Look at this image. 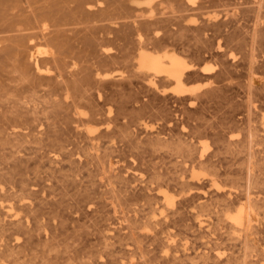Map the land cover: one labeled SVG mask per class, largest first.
I'll return each mask as SVG.
<instances>
[{"label": "bare ground", "instance_id": "6f19581e", "mask_svg": "<svg viewBox=\"0 0 264 264\" xmlns=\"http://www.w3.org/2000/svg\"><path fill=\"white\" fill-rule=\"evenodd\" d=\"M263 166L264 0H0V264H264Z\"/></svg>", "mask_w": 264, "mask_h": 264}, {"label": "rangeland", "instance_id": "374dc122", "mask_svg": "<svg viewBox=\"0 0 264 264\" xmlns=\"http://www.w3.org/2000/svg\"><path fill=\"white\" fill-rule=\"evenodd\" d=\"M207 64L208 65H211V63L210 62H207ZM206 80H204V79H198V80H192V81H190V83H188L189 84V87L190 88H195L198 92H200V91H203L204 90V88H205V85H206ZM212 102H217V101H212ZM170 106H172L173 107V105H171L170 104ZM173 109V108H172ZM151 121H153V120H151ZM154 122L155 123H158V121L156 120L155 121V119H154ZM151 123H153V122H151ZM155 123H153V125H155ZM182 127H183V129H182ZM182 127H181V132L182 133H184V134H188L189 132H190V129H191V127H190V125L187 123V122H185L183 125H182ZM235 127V126H234ZM232 128H233V126L230 128L231 130H232ZM234 129V128H233ZM235 129H237V128H235ZM189 130V131H188ZM230 130V131H231ZM183 131H185V132H183ZM229 133H232V134H229V136H231V137H235L237 134H238V129L237 130H234V132H229ZM210 138V137H209ZM209 138H206L205 139V141L209 144V146H208V150L210 149H212V147L214 146V143L211 141V140H209ZM208 139V140H207ZM211 139V138H210ZM212 142V143H211ZM210 147V148H209ZM224 155H226L227 157L229 156L230 157V154L229 153H225ZM223 155V156H224ZM228 157V158H229ZM159 158V157H158ZM157 159V158H156ZM162 160V161H161ZM165 160V161H164ZM162 159V158H159V159H157V160H154V162H156L157 163V165H164L163 167L164 168H166L167 166H170L171 168H173V163H171V162H169V163H166L165 164V162H168V159ZM167 160V161H166ZM225 160V161H224ZM159 162V163H158ZM223 163V165L221 166V169L223 170V167H224V165H226L227 166V168H225L226 170L227 169H229V167H231L230 165V162L228 163V159H223V161H222ZM187 164V165H186ZM162 165H161V167H160V170H162V169H164L163 167H162ZM185 165H186V167H188L189 166V163H183L178 169H180V171H185L186 170V172H188L187 171V168H185ZM183 168V169H182ZM231 168H236V167H231ZM223 170V171H226V170ZM264 171V166L262 167V172ZM224 176H226V177H224ZM222 179H221V178ZM219 178L222 180H219L218 181V184L216 185V184H212V183H210L209 185H208V187H207V189H218L217 187H226V188H228V184H230L229 185V187L233 184V181H232V179L230 178V176L229 175H227V174H222L221 176H220ZM224 178V179H223ZM225 178L227 179V181L225 180ZM231 179V180H230ZM230 181H232V182H230ZM138 182H140V180H138ZM137 181H136V183H138ZM222 183V184H221ZM176 189H178V188H176V187H174L173 188V190L171 189V192H172V194L174 195V197H178L179 195H180V193H181V191L180 190H176ZM180 192V193H179ZM191 209V208H190ZM162 210H158L157 211V213H159V212H161ZM192 218V217H191ZM191 218L189 219V220H191ZM188 220V221H189ZM187 221V222H188ZM192 221H193V218H192V220H191V223H192ZM190 223V222H189ZM173 228H175L174 230H173ZM194 228H196V227H194ZM178 229V230H177ZM195 230V229H194ZM169 231L170 232H172L173 233V235H172V239H175L173 242L171 241L170 242V240H167V238H164V242H162L161 243V245H160V248H159V251H160V249H161V252H160V254L162 253V254H165L166 252H171V250H172V247H173V251H174V249H175V247H176V251H174V252H177V253H183V252H192V251H201V250H203L201 247H204V249H205V247L207 246V244H206V242L208 241L207 240V237L206 236H204V237H197L196 235H194V231H193V229H191L190 231H188V232H181V231H179V227H172L171 229H169ZM178 231V232H177ZM175 232V233H174ZM180 232V233H179ZM186 233V234H185ZM188 233H189V236H188ZM191 235V236H190ZM195 236V237H192V236ZM161 236H166V234H162ZM213 236V235H212ZM199 238V239H198ZM171 239V240H172ZM193 239H195V242L193 241ZM208 239H209V236H208ZM166 240H167V242H166ZM94 242H96V240H94ZM197 242H199L198 244H196ZM224 242V243H223ZM221 244H219V245H217L216 247V249H215V252H217L216 254H227V253H229L230 252V250H231V244H230V241H227V240H225V241H223ZM174 243V244H173ZM192 243V244H191ZM203 243V244H202ZM225 243H229V246H228V244H226L227 245V248H229V249H227L226 248V246H224L225 245ZM171 244H173V245H171ZM171 245V246H170ZM175 245V246H174ZM196 245H198V247L196 246ZM201 245V246H200ZM162 246V247H161ZM164 246V247H163ZM179 246V247H178ZM191 246V248H189ZM200 246V247H199ZM224 246V247H223ZM169 247V248H168ZM194 247V248H193ZM197 247V248H196ZM164 248V249H163ZM178 248V249H177ZM192 248H193V250H192ZM197 250H196V249ZM162 249H163V251H162ZM169 249V250H168ZM171 249V250H170ZM180 249V250H179ZM190 249V250H189ZM192 250V251H191ZM218 250V251H217ZM227 250H229V251H227ZM260 250H264V243L263 244H261V246H260ZM226 251V252H225ZM214 252V253H215Z\"/></svg>", "mask_w": 264, "mask_h": 264}]
</instances>
